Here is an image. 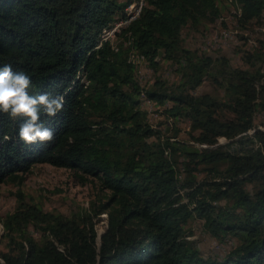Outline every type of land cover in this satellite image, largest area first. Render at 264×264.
Listing matches in <instances>:
<instances>
[{
	"label": "trees",
	"instance_id": "1",
	"mask_svg": "<svg viewBox=\"0 0 264 264\" xmlns=\"http://www.w3.org/2000/svg\"><path fill=\"white\" fill-rule=\"evenodd\" d=\"M229 1L239 29L264 19V0ZM217 2L143 0L113 45L102 32L125 20L133 0H0V68L24 71L30 95L65 100L56 116L40 117L54 134L44 143L25 144L23 118L0 113V185L20 187L46 165L92 191L69 216L34 214L17 192L1 220L0 264H264V120L263 131L254 127L264 114V43L237 69L180 39L184 28L217 21ZM158 59L176 66V80L140 86V61L156 73ZM205 81L219 95H194ZM141 96L173 124L187 122L188 140L154 130ZM191 224L222 253L204 255Z\"/></svg>",
	"mask_w": 264,
	"mask_h": 264
},
{
	"label": "rangeland",
	"instance_id": "2",
	"mask_svg": "<svg viewBox=\"0 0 264 264\" xmlns=\"http://www.w3.org/2000/svg\"><path fill=\"white\" fill-rule=\"evenodd\" d=\"M135 5L141 3L133 0ZM132 4L131 7H135ZM217 7L220 10V17L213 24L202 25L196 31L184 28L181 31L180 39L182 47L206 54L210 57L222 56L228 62L231 68L245 69L242 61L244 52H248L258 47L259 42L264 43V19L259 22H252L245 30L239 29L234 22V15L238 12L229 0H218ZM138 13V12H137ZM111 34L106 40L113 41L116 45L117 40ZM130 59V58H129ZM159 60V69L152 73L147 65L140 61L135 73V80L142 87L156 79L172 83L176 80L175 65L173 63ZM219 95L218 90L207 81L195 90L194 95ZM142 100V101H141ZM140 104L147 114V122L154 130H159L164 136L170 137L173 129L178 131L177 139L188 140V123L177 122L173 124L171 120L166 119L162 114L160 107H148L141 96ZM264 120V114L258 113L254 117V127L256 130L263 131L261 126ZM251 135L252 132H249ZM193 144V143H190ZM224 139L217 141V146L225 145ZM20 192L23 197V203L29 210L37 214L39 211L51 212L63 216H69L71 213L86 209L88 201L91 198L92 191L89 186H80L72 177L71 173L61 169H54L46 165H37L31 168L29 174L24 177L20 187L10 184L0 185V254L6 252L5 241L2 240L1 220L16 209L15 194ZM102 222L96 227V234L99 237L104 229V216H101ZM193 229L191 239L197 242V246L204 254L222 253V249L206 235L200 233L199 227L191 224L189 228ZM34 238L38 236L32 229L29 230Z\"/></svg>",
	"mask_w": 264,
	"mask_h": 264
},
{
	"label": "clouds",
	"instance_id": "3",
	"mask_svg": "<svg viewBox=\"0 0 264 264\" xmlns=\"http://www.w3.org/2000/svg\"><path fill=\"white\" fill-rule=\"evenodd\" d=\"M30 86L31 78L24 71H13L10 64L0 68V113L13 120L23 118L18 137L25 144L51 141L53 131L45 126L40 117L56 116L63 109L64 97L49 93L30 95Z\"/></svg>",
	"mask_w": 264,
	"mask_h": 264
},
{
	"label": "built area",
	"instance_id": "4",
	"mask_svg": "<svg viewBox=\"0 0 264 264\" xmlns=\"http://www.w3.org/2000/svg\"><path fill=\"white\" fill-rule=\"evenodd\" d=\"M140 5H136V7H126L125 8V20L124 21H120L116 24L113 25V27L110 29V30H105L102 32V35H101V41L102 42H105L106 38L108 36H110L111 34H117V32L119 31L120 29V26L125 22L127 21L128 19L130 18H134L137 14V11H138V8H139ZM238 12V11H237ZM146 63H143V65H145ZM149 107V105H148Z\"/></svg>",
	"mask_w": 264,
	"mask_h": 264
},
{
	"label": "bare ground",
	"instance_id": "5",
	"mask_svg": "<svg viewBox=\"0 0 264 264\" xmlns=\"http://www.w3.org/2000/svg\"><path fill=\"white\" fill-rule=\"evenodd\" d=\"M142 1H143V0H140L141 3L138 4V5H140V6H139V8H138V11H137L138 13L136 14V16H135L134 18H130V19H128L127 21H129V20L132 21V20H134V19L138 16V14H139V12H140V10H141V8H142V5H143V4H142ZM134 5H135V4H134ZM128 7H129V6H128ZM135 7H136V5H135ZM125 22H126V21H125ZM127 24H128V23H126V24L123 23L122 25H127ZM122 25H121V26H122ZM121 26H120V29H121ZM120 29H119V30H120ZM118 32H119V31H118ZM118 32H117V33H118ZM110 36H111V35H110ZM108 38H109V36L106 38V40H107ZM106 40H105V42H106ZM131 60L133 61L134 58H131ZM133 64L135 65V64H136V61L133 62ZM146 102H147V101H146ZM148 105L150 106V104H147V106H148Z\"/></svg>",
	"mask_w": 264,
	"mask_h": 264
},
{
	"label": "water",
	"instance_id": "6",
	"mask_svg": "<svg viewBox=\"0 0 264 264\" xmlns=\"http://www.w3.org/2000/svg\"><path fill=\"white\" fill-rule=\"evenodd\" d=\"M99 238V237H98Z\"/></svg>",
	"mask_w": 264,
	"mask_h": 264
}]
</instances>
